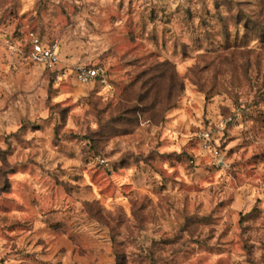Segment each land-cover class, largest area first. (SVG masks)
I'll return each instance as SVG.
<instances>
[{
	"label": "rangeland",
	"instance_id": "rangeland-1",
	"mask_svg": "<svg viewBox=\"0 0 264 264\" xmlns=\"http://www.w3.org/2000/svg\"><path fill=\"white\" fill-rule=\"evenodd\" d=\"M0 264H264V0H0Z\"/></svg>",
	"mask_w": 264,
	"mask_h": 264
},
{
	"label": "built area",
	"instance_id": "built-area-1",
	"mask_svg": "<svg viewBox=\"0 0 264 264\" xmlns=\"http://www.w3.org/2000/svg\"><path fill=\"white\" fill-rule=\"evenodd\" d=\"M32 47V58L35 61L47 67H54L59 63V53L56 46H45L38 37L32 34ZM76 78L81 83H89L96 80L105 81L102 69L94 66L78 67Z\"/></svg>",
	"mask_w": 264,
	"mask_h": 264
}]
</instances>
